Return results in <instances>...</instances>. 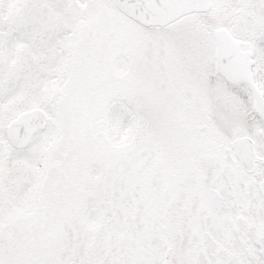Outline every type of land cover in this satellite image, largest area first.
Masks as SVG:
<instances>
[{"label": "snow or ice", "instance_id": "6c2138e0", "mask_svg": "<svg viewBox=\"0 0 264 264\" xmlns=\"http://www.w3.org/2000/svg\"><path fill=\"white\" fill-rule=\"evenodd\" d=\"M0 264H264V0H0Z\"/></svg>", "mask_w": 264, "mask_h": 264}]
</instances>
